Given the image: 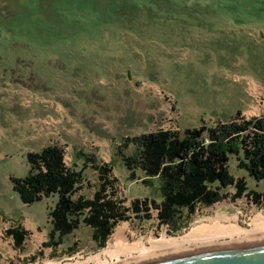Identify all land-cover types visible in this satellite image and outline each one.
<instances>
[{"label":"rangeland","instance_id":"obj_1","mask_svg":"<svg viewBox=\"0 0 264 264\" xmlns=\"http://www.w3.org/2000/svg\"><path fill=\"white\" fill-rule=\"evenodd\" d=\"M231 2L37 0L12 13L0 7V18L5 17L0 22V264L90 256L111 236L100 247L90 226L81 224L57 246L44 245L48 236L40 232L39 242L27 236L21 249L14 247L6 234L14 221L29 217L49 232V212L57 201L53 195L25 204L12 189L10 176L23 177L30 169L28 149L39 151L45 141L32 143L31 136L60 143L66 163L77 169L84 165L80 152L100 164L114 158L115 198L127 208L136 198L161 197L156 180L146 185L140 172L128 179L117 153L126 137L161 129L182 133L226 121L238 111L246 118L264 115V91L249 87L253 81L264 89V32L228 27L222 14L244 7ZM134 149L129 144L124 153ZM243 162L242 155L229 156V172L243 179L248 191L263 193L264 181L250 177ZM85 164L76 198H92L99 187L94 164ZM223 191L225 198L179 221L178 231L160 224L155 209L148 219L128 211L130 218L118 223L129 222L140 235H178L217 210L239 213L243 221L251 212L264 213V201L256 203L245 193L234 198V186Z\"/></svg>","mask_w":264,"mask_h":264},{"label":"trees","instance_id":"obj_2","mask_svg":"<svg viewBox=\"0 0 264 264\" xmlns=\"http://www.w3.org/2000/svg\"><path fill=\"white\" fill-rule=\"evenodd\" d=\"M133 144L134 152L124 153ZM117 153L134 180L141 173L146 185L156 180L161 200L134 199L130 207H123L115 198V180L110 177L115 165L97 163L95 157L79 153L84 165H68L63 148L55 143L39 151H28L30 169L23 177L10 176L12 189L22 203L33 204L57 195L49 212L51 231L46 246H57L67 235L90 226L92 240L100 247L106 245L118 221L128 220V211L138 219L150 218L151 209L157 211L159 223H166L173 231L181 228L179 221L188 220L197 207L210 206L226 197L223 189L234 186V198L245 193L256 203L264 201V192L251 190L243 179L229 172L227 162L231 155H242L244 168L254 180L264 181V115L246 118L240 111L233 118L214 125H199L178 131L161 129L126 137L117 146ZM91 161L97 170L99 187L93 197L74 196L82 182L85 162ZM25 230L10 227L6 234L14 238L16 248L22 247Z\"/></svg>","mask_w":264,"mask_h":264},{"label":"bare ground","instance_id":"obj_3","mask_svg":"<svg viewBox=\"0 0 264 264\" xmlns=\"http://www.w3.org/2000/svg\"><path fill=\"white\" fill-rule=\"evenodd\" d=\"M253 93L264 91L252 83ZM239 212V211H238ZM243 221L239 213L228 215L219 210L212 216L196 220L184 234L140 235L129 222L118 223L107 246L93 255L73 257L65 262L38 264H155L179 257L218 250H243L264 246V213H249Z\"/></svg>","mask_w":264,"mask_h":264},{"label":"crops","instance_id":"obj_4","mask_svg":"<svg viewBox=\"0 0 264 264\" xmlns=\"http://www.w3.org/2000/svg\"><path fill=\"white\" fill-rule=\"evenodd\" d=\"M230 1H233L231 3H233L236 6L243 5L244 7L242 12H234L233 10L231 12H228V14H222V17L227 19L226 25L228 27L232 28L236 32L239 31H244L246 33L264 32V0H230ZM35 2H37V0H0V7L3 8V10L12 13L19 11L18 10L19 7H26L29 5L33 6ZM218 13L219 15H221L219 11ZM1 16L2 17L0 18V22L4 21L5 18L3 15ZM252 83L255 82L251 81L250 86ZM46 133L50 140V133L49 134L48 132ZM42 136L43 134H39L38 136H36V138H34V136L33 137L31 136L30 140L32 141V143H38V141H42V139H45L41 147L45 145L57 143L56 141H52V140L48 141L47 138H42ZM28 151H31V149H28ZM14 223L15 225H13L12 227L15 228L17 226H21V228H23L26 231L22 246L24 245L27 236L34 237L35 238L34 241L39 242V235L37 234L40 232H44L45 236H48L47 240L45 238L46 242L49 240L48 234L51 231L52 226H50V230L48 232L45 230V228L41 226V224L32 221L29 217L27 219L23 217L22 220L14 221ZM8 239L14 240L12 236H8ZM45 240L43 239V241ZM43 241H41V244L43 243ZM43 244H45V242ZM14 247L16 248L15 244ZM17 249H21V247Z\"/></svg>","mask_w":264,"mask_h":264},{"label":"water","instance_id":"obj_5","mask_svg":"<svg viewBox=\"0 0 264 264\" xmlns=\"http://www.w3.org/2000/svg\"><path fill=\"white\" fill-rule=\"evenodd\" d=\"M155 264H264V246L245 250H218Z\"/></svg>","mask_w":264,"mask_h":264}]
</instances>
